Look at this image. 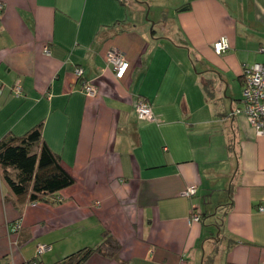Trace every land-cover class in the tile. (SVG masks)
<instances>
[{"label": "crops", "instance_id": "0c3cea01", "mask_svg": "<svg viewBox=\"0 0 264 264\" xmlns=\"http://www.w3.org/2000/svg\"><path fill=\"white\" fill-rule=\"evenodd\" d=\"M184 1L167 37L136 0H0V140L41 123L75 180L21 214L0 180V264H53L104 232L129 264H207L214 247L210 264H263L264 137L241 91L243 69L264 62V0ZM111 50L128 63L122 79ZM139 99L150 120L137 119Z\"/></svg>", "mask_w": 264, "mask_h": 264}, {"label": "trees", "instance_id": "16d2710c", "mask_svg": "<svg viewBox=\"0 0 264 264\" xmlns=\"http://www.w3.org/2000/svg\"><path fill=\"white\" fill-rule=\"evenodd\" d=\"M189 9L190 5L186 3L176 8L175 12ZM1 12L2 8L0 14ZM41 127L40 123L21 136L7 135L0 140V180L7 190L5 200L19 214L26 205L59 203V192L75 183L74 178L62 166L59 155L48 148L42 137ZM193 215L198 216V221L203 218L202 214ZM224 215L226 211L222 212V217ZM120 248L119 242L111 234L104 232L96 246L79 249L53 264H85L93 255H99L114 264H129L119 257ZM209 261L207 264H210Z\"/></svg>", "mask_w": 264, "mask_h": 264}, {"label": "built area", "instance_id": "2783aa9c", "mask_svg": "<svg viewBox=\"0 0 264 264\" xmlns=\"http://www.w3.org/2000/svg\"><path fill=\"white\" fill-rule=\"evenodd\" d=\"M2 6L0 5V9ZM212 50L216 55H221L229 49L228 40L225 37H221L212 44ZM264 53V47L261 48ZM107 60L113 66L114 74L117 79H122L127 71L128 63L116 50H111L107 54ZM74 73L77 77L82 74L81 69H75ZM243 85L241 91L242 110L246 116L248 123L255 128L258 135L264 137V62L254 63L251 66H246L243 69ZM82 91L87 97H92L96 94V89L93 85L88 83L82 84ZM1 93V90H0ZM21 89L18 85L14 86V94L20 95ZM135 114L138 120H150L151 119V107L150 105L139 99L135 106ZM196 193L194 186L187 187L182 195L185 197H192ZM261 211L263 208L260 209ZM193 221H198V216L193 215L191 218ZM49 250L47 244H38L36 246V252L38 255L43 254ZM264 264V262H263Z\"/></svg>", "mask_w": 264, "mask_h": 264}, {"label": "rangeland", "instance_id": "374dc122", "mask_svg": "<svg viewBox=\"0 0 264 264\" xmlns=\"http://www.w3.org/2000/svg\"><path fill=\"white\" fill-rule=\"evenodd\" d=\"M145 7V20H149L150 25H154V35L157 36H173L171 18L175 9L182 7L186 2L184 0H136ZM210 256V257H209ZM208 256V260H220L221 248L219 251L214 247V251Z\"/></svg>", "mask_w": 264, "mask_h": 264}]
</instances>
